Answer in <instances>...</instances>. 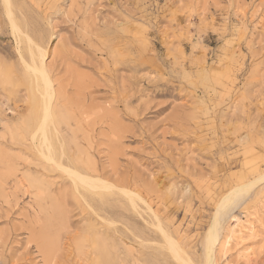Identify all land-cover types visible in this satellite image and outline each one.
Segmentation results:
<instances>
[{
  "label": "rangeland",
  "instance_id": "374dc122",
  "mask_svg": "<svg viewBox=\"0 0 264 264\" xmlns=\"http://www.w3.org/2000/svg\"><path fill=\"white\" fill-rule=\"evenodd\" d=\"M11 1L21 32L0 0V264H181L124 190L202 262L222 196L264 174V0ZM37 51L56 89L53 158L109 188L76 185L41 155ZM245 195L218 264H264V181Z\"/></svg>",
  "mask_w": 264,
  "mask_h": 264
},
{
  "label": "bare ground",
  "instance_id": "6f19581e",
  "mask_svg": "<svg viewBox=\"0 0 264 264\" xmlns=\"http://www.w3.org/2000/svg\"><path fill=\"white\" fill-rule=\"evenodd\" d=\"M2 2L5 8L6 14L9 18V22H10L12 30L15 33L16 32L20 33L21 32L20 28L16 22L14 13L12 11V6H13L12 1L2 0ZM29 40L28 42H30ZM42 52H43V49H42ZM32 55L33 54H31V56ZM34 55L32 56V64L31 65L27 64V66L33 73L39 74L41 76L42 83L44 85V90L46 92L45 96H47L48 98L46 105L44 102L45 113H44L43 119L35 134V137L40 136V139H41V145H40L41 146L40 149L42 150L41 155L47 160L53 161L55 164H57V166L62 171H64L70 176V178L74 181L76 185H80L81 187H84V188H88V187L89 188L90 187L102 188V189L109 188L108 186L109 184L108 183L106 184V182H104L103 180L88 176L79 171L73 170L70 167L64 166L63 164L56 163L55 159L53 158L52 147L50 144V138L48 136L47 131H48L49 125L53 122V119H54L51 107H52V102L54 100L53 98L56 95V89L54 87L53 80L51 79L47 64L45 63V60H44L45 54L43 55L41 52L37 51V56L35 55L36 58L38 57L37 61L35 60ZM262 180L264 181V174L262 176L259 175L255 177L254 180L247 181V182H245V180H243V177H242L241 182H239L235 187H233L231 191H229L227 194L222 196V198L219 201V204L217 205L216 211L213 216V220L203 238L204 239L202 242L203 257H202V262L200 263H196L191 257H189L185 249L181 246V244L170 234L169 231H167L164 227H162L161 221L158 215L156 214V212L153 210L151 204L146 202L138 194L131 193L128 191L125 192V190L123 191V193H126L130 197L131 202L134 205L133 207L134 209L135 207L136 208L138 207L137 200L142 201L144 205L147 206L148 211L151 213V215L157 222L156 226H158L160 230L163 232V236H164L168 250L172 253V255L175 258H177L180 261L181 264H218L219 254L221 253L224 254L231 240L230 235H227V234L222 235V231L224 229L225 218L229 216L230 212H232L231 210L232 205L236 203V201H238L239 203V201L242 200L243 196L246 197L245 194L249 193L250 190ZM234 207L235 206L233 205V209ZM235 222H236V225L234 227L239 226L238 225L239 220L235 219ZM241 228H245V227L242 226ZM249 230H251V228H249ZM44 248H45L44 249L45 252L47 253L46 255H48L51 252L50 251L51 247H48L46 245Z\"/></svg>",
  "mask_w": 264,
  "mask_h": 264
}]
</instances>
